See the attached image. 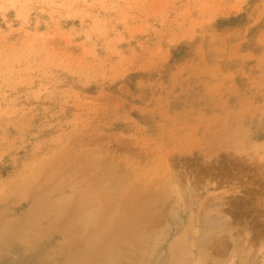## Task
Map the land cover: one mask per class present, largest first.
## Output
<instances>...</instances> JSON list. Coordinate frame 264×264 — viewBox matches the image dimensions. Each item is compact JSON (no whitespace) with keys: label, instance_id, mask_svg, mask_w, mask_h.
<instances>
[{"label":"rangeland","instance_id":"rangeland-1","mask_svg":"<svg viewBox=\"0 0 264 264\" xmlns=\"http://www.w3.org/2000/svg\"><path fill=\"white\" fill-rule=\"evenodd\" d=\"M0 264H264V0H0Z\"/></svg>","mask_w":264,"mask_h":264},{"label":"bare ground","instance_id":"bare-ground-1","mask_svg":"<svg viewBox=\"0 0 264 264\" xmlns=\"http://www.w3.org/2000/svg\"><path fill=\"white\" fill-rule=\"evenodd\" d=\"M176 260V259H175Z\"/></svg>","mask_w":264,"mask_h":264}]
</instances>
